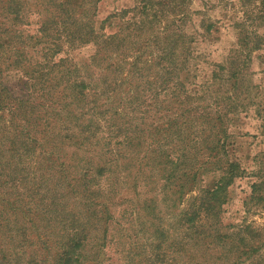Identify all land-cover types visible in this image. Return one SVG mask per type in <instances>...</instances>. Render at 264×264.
<instances>
[{"label":"rangeland","instance_id":"374dc122","mask_svg":"<svg viewBox=\"0 0 264 264\" xmlns=\"http://www.w3.org/2000/svg\"><path fill=\"white\" fill-rule=\"evenodd\" d=\"M41 1L28 0L24 4L28 5L23 13L25 23L19 29L24 40L13 41L3 52L0 50V80L7 83L15 97L12 99L22 97L13 75L18 76L19 71L23 74L24 68L37 62L39 69L45 70L47 65L43 62L48 55L47 86L57 83L53 96L62 99V107L63 100H76L68 117L60 123H56L51 110L43 114L52 122L51 127H56V134L63 138L66 134L84 133L92 139L102 138L109 149L121 147L122 154L133 150L146 158L158 156L154 178L150 177L155 183L148 188L152 199L149 212L153 210L154 214L148 216L142 211L141 223L132 216L134 227L143 230L139 238L146 244L149 258L152 246L158 245L160 257L155 264H196V259L199 264H264V245L258 252L238 259L235 250L224 249L228 241H190V237H197V230L203 232L201 237L239 232L252 244H264V47H254L258 42L255 35H264V27L253 21L261 14L259 1L177 0L184 2L187 16V20L178 23L167 13L173 12L171 0H155L150 6H158L159 2L158 9L164 15L159 12L158 18L139 27L140 19L146 18L138 14L142 0H82L79 7L66 9V16L56 17L58 24L47 26L53 35H59L52 44L49 37L38 32L40 22L48 17L41 8L33 7ZM43 3L47 5L49 0ZM52 4L54 10L59 2ZM244 20L246 26H241ZM209 24L213 28L206 33L204 26ZM245 27L249 32L247 48L241 44ZM73 31L80 37L70 41ZM90 31L98 43L80 44ZM164 35L177 39L170 50L160 44ZM29 37L34 38L35 46L29 45ZM109 37L111 48L101 50ZM18 51L25 53L22 58H32V64L23 59L25 63L14 69L16 60L21 59ZM164 52L169 56H164ZM232 74L237 75L231 77ZM67 80L83 84L90 96L79 102L77 96L65 93ZM25 95L34 98L36 93L29 89ZM9 121L8 114L0 111V128L14 133ZM182 141L186 148H180ZM223 144L226 146L222 157H214L215 152L208 151ZM215 160L235 163L236 177L226 187V203L218 217L204 214L192 235H187L176 215L189 208L198 192L210 188L223 176L220 168L225 165H213ZM175 163L179 164L174 171L178 181L168 183L162 168L168 165L172 171ZM185 163L197 169L198 177L190 193L179 199L176 192L183 190L178 184L184 183L179 178L185 179ZM112 168L113 171L115 167ZM129 168L134 170L133 166ZM119 174L121 178L129 176L124 170ZM105 184L104 179H95L93 190L100 191ZM123 192L127 198L128 190ZM144 198L141 194L138 201ZM127 204L132 207L130 202ZM164 249L169 251L163 252ZM114 260L120 263L118 258Z\"/></svg>","mask_w":264,"mask_h":264},{"label":"trees","instance_id":"16d2710c","mask_svg":"<svg viewBox=\"0 0 264 264\" xmlns=\"http://www.w3.org/2000/svg\"><path fill=\"white\" fill-rule=\"evenodd\" d=\"M26 1L28 0H0L1 52L13 41L21 43L24 40V34H21L19 29L25 23L23 13L28 7V5L24 7ZM81 1L49 0L46 5L42 0L38 3L39 6L35 2L33 7L41 8L42 12L48 15L40 22L38 32L44 33L42 37H49L50 44L59 39V35H53L47 26L58 24L59 20L56 17L61 14L66 16L65 10L79 7ZM240 1L244 3L246 0ZM252 1L256 0H249L250 3ZM258 1L261 14L256 15L253 21H259L264 27V0ZM54 2L59 4L51 10ZM142 2L139 4L138 14L146 18L140 19L139 27L141 24L147 25L154 21L159 17V12L164 15V11L158 9L159 2L158 6H150L155 0ZM169 2L171 5L174 4L173 12L171 10L167 12L173 21L181 23L187 20L183 12L184 2L177 0ZM37 11L42 13L40 9ZM240 24L246 26L245 20ZM212 28L211 24L204 26V32L209 33ZM75 32H71L70 41L74 37H80L76 36ZM242 32L241 44L243 48H247L249 32L246 31V27L242 28ZM16 34L18 36H15ZM87 35L85 36L87 40L84 37L80 44H85L86 41L98 43L93 40L91 31ZM174 36L177 37V34ZM28 39L29 45L35 46L34 38ZM111 39L109 37L102 43L100 49H110ZM255 39L258 40L254 46L256 49L264 47V35H255ZM176 42L177 39H173L171 35H164L160 39L161 46L169 50ZM17 54L21 59L16 60L14 69L25 62L32 64V58L27 55L22 58L25 53L18 51ZM169 54L164 52V56ZM47 59L48 55L43 62L47 65L45 70L39 69L41 65L37 62L34 66L24 68L23 74L19 71L18 76L13 75L19 87V95L22 96L16 101L12 99L15 97L9 91L7 83L0 80V111L8 114L9 122L14 127V133L6 128H0V264H116L115 258L120 260L119 264H144L145 261H152L151 264H155L160 257L158 245L152 246V258H149L144 247L146 244L139 238L143 230L134 227L132 216L135 215L134 219L140 222L144 218L141 215L142 211H146L148 216L154 214L153 210L149 212L152 199L148 197L151 194L148 188L155 183L150 177L154 178L158 156L146 158L133 150L122 154L121 147L109 149V145L100 140L102 138L92 139L84 133L66 134L63 138L62 135L56 134L53 130L56 127H51L52 122H48L47 116L43 114L51 110L56 123H60L68 117L71 108L76 105V100L73 99L69 103L63 100L65 102L62 107L60 102L62 99L57 100L53 96L57 83L50 82L47 86L50 75L47 70L49 67ZM236 75L232 74L231 77ZM65 84L63 91L77 96L79 102L90 96L80 82L67 80ZM36 86L40 88L37 89ZM29 89H34L36 93L34 98L25 95ZM224 146L226 144L208 148V151L215 152L214 157H222L225 152ZM180 148H186L183 141ZM124 161H127V164ZM217 164L225 165L220 168L223 176L210 188L198 192L188 205L189 210L186 209L185 212L176 215V219H179L177 223L187 235H192L204 214L217 218L226 203L225 190L234 181L237 166L228 160L224 163L215 160L213 165ZM178 165L175 163L172 171L168 165L162 168L168 183L171 180L178 181L174 174ZM112 166L115 167L113 171ZM130 166H133L134 170H130ZM184 167L185 179L179 178L184 183L178 184L183 190L176 192L179 199L193 189L192 185L198 173L197 169L188 166L187 163ZM120 170L127 171L129 176L121 178ZM95 179H104L106 182L100 191L93 190L92 184ZM125 189L128 190L127 198L123 194ZM141 194L145 198L138 201ZM119 196L123 197L119 199ZM127 202H130L132 207ZM146 223L150 222L147 220ZM194 233L198 238L190 237L191 242H202L205 238H214L218 242L228 241L224 249L235 250L233 253L239 254L236 257L238 259L242 255L258 252L264 245L263 241L252 244L250 240L247 241L240 236L239 232L237 235L215 237L211 234L201 237L203 232L197 230H194ZM251 234L253 235L251 239H254V233ZM167 251L169 250H163ZM195 261L196 264L200 262L199 259Z\"/></svg>","mask_w":264,"mask_h":264}]
</instances>
